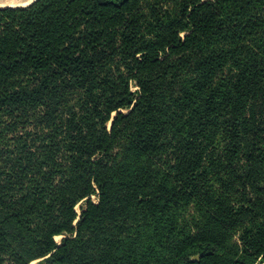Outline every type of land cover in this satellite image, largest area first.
Masks as SVG:
<instances>
[{
    "label": "trees",
    "instance_id": "trees-1",
    "mask_svg": "<svg viewBox=\"0 0 264 264\" xmlns=\"http://www.w3.org/2000/svg\"><path fill=\"white\" fill-rule=\"evenodd\" d=\"M152 259L264 264V0L0 8V264Z\"/></svg>",
    "mask_w": 264,
    "mask_h": 264
},
{
    "label": "rangeland",
    "instance_id": "rangeland-1",
    "mask_svg": "<svg viewBox=\"0 0 264 264\" xmlns=\"http://www.w3.org/2000/svg\"><path fill=\"white\" fill-rule=\"evenodd\" d=\"M3 9H5V8H3ZM92 199H93L94 202H96V203L98 202L96 197H93ZM84 205H85V202L81 203L78 206L77 211L80 212V208L83 207ZM177 213L180 216L179 222H180V227L181 228H183L184 230L189 231V232L196 231V224L194 223L195 213H194V208L192 206L188 207V206L182 205L179 209H177ZM196 223H197V221H196ZM62 239H63V237H59L56 240L58 242H61ZM156 253L160 254L158 252H156ZM159 257H161V256H159ZM38 263L39 262H34L33 264H38ZM151 263L155 264L156 263V259H152Z\"/></svg>",
    "mask_w": 264,
    "mask_h": 264
},
{
    "label": "bare ground",
    "instance_id": "bare-ground-1",
    "mask_svg": "<svg viewBox=\"0 0 264 264\" xmlns=\"http://www.w3.org/2000/svg\"><path fill=\"white\" fill-rule=\"evenodd\" d=\"M35 1L32 0V2ZM30 4L32 3H29V0H0V8H20Z\"/></svg>",
    "mask_w": 264,
    "mask_h": 264
},
{
    "label": "snow or ice",
    "instance_id": "snow-or-ice-1",
    "mask_svg": "<svg viewBox=\"0 0 264 264\" xmlns=\"http://www.w3.org/2000/svg\"><path fill=\"white\" fill-rule=\"evenodd\" d=\"M29 3H32V0H29Z\"/></svg>",
    "mask_w": 264,
    "mask_h": 264
},
{
    "label": "crops",
    "instance_id": "crops-1",
    "mask_svg": "<svg viewBox=\"0 0 264 264\" xmlns=\"http://www.w3.org/2000/svg\"><path fill=\"white\" fill-rule=\"evenodd\" d=\"M33 3V2H32Z\"/></svg>",
    "mask_w": 264,
    "mask_h": 264
}]
</instances>
